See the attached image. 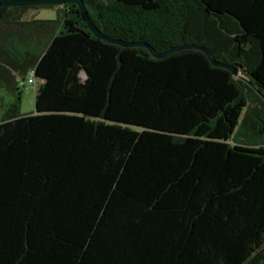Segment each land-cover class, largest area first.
I'll use <instances>...</instances> for the list:
<instances>
[{"label":"trees","instance_id":"trees-1","mask_svg":"<svg viewBox=\"0 0 264 264\" xmlns=\"http://www.w3.org/2000/svg\"><path fill=\"white\" fill-rule=\"evenodd\" d=\"M83 2L108 38L238 75L100 39L74 3L16 51L52 21L9 8L0 83L41 86L0 122V264H264V0Z\"/></svg>","mask_w":264,"mask_h":264},{"label":"rangeland","instance_id":"rangeland-1","mask_svg":"<svg viewBox=\"0 0 264 264\" xmlns=\"http://www.w3.org/2000/svg\"><path fill=\"white\" fill-rule=\"evenodd\" d=\"M64 11V5H44L31 7L29 9H20L19 12L21 13V20L24 22L38 20L52 21V23L43 27H41L42 24L37 23L34 24V26L31 25L26 36L24 35L25 32H19L18 28V36L15 38H10L9 43L14 45L16 51L32 49L34 54H39L41 51H43L51 36L58 34L61 31ZM14 13L17 14L16 11H14ZM17 78L20 81L24 79L25 85L22 86L20 82L18 84L19 87L17 85L15 86L14 81L11 79H6V81L0 83V122L5 117L9 107L15 104H17L19 107L18 112L20 115L28 116L31 114H36L35 100L37 91L41 86V81L35 79L34 84H29L28 81L30 78H32L31 72L24 73ZM251 105L254 109L258 108L259 101L255 99V102ZM254 125L255 121H251L243 128L242 135L237 138L239 142H255L254 144H258L257 142L261 143L262 139L258 134H256Z\"/></svg>","mask_w":264,"mask_h":264},{"label":"water","instance_id":"water-1","mask_svg":"<svg viewBox=\"0 0 264 264\" xmlns=\"http://www.w3.org/2000/svg\"><path fill=\"white\" fill-rule=\"evenodd\" d=\"M74 3L79 7V13L82 17V19L88 24L90 30L100 39L106 40L110 43H115V44H119L122 46H126V47H132V46H144L146 47L154 57L156 58H163L165 57L167 54L174 52V51H179L181 49H195V50H199L203 53H205L211 63H213L214 65H216L217 67H221V68H225L227 70H230L231 72L234 73V75H238V70L234 69L228 65L216 62L213 58V56L211 55V53L209 52V50L205 47H198V46H193V45H189V46H184V47H180V48H172L164 53H157L154 51L153 48H151L148 45H139V44H131V43H125L122 42L121 40L118 39H112V38H108L107 36L103 35L100 30L92 23V21L90 20V18L88 17V13L87 10L85 8L84 2L83 0H0V24L2 21V18L4 16V14L6 13V11L9 8L12 7H21V6H44V5H67V4H71Z\"/></svg>","mask_w":264,"mask_h":264},{"label":"built area","instance_id":"built-area-1","mask_svg":"<svg viewBox=\"0 0 264 264\" xmlns=\"http://www.w3.org/2000/svg\"><path fill=\"white\" fill-rule=\"evenodd\" d=\"M31 76H32V78L29 79L28 83L34 84L35 83L34 72H31Z\"/></svg>","mask_w":264,"mask_h":264},{"label":"flooded vegetation","instance_id":"flooded-vegetation-1","mask_svg":"<svg viewBox=\"0 0 264 264\" xmlns=\"http://www.w3.org/2000/svg\"><path fill=\"white\" fill-rule=\"evenodd\" d=\"M38 7V6H37Z\"/></svg>","mask_w":264,"mask_h":264}]
</instances>
